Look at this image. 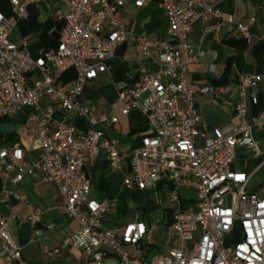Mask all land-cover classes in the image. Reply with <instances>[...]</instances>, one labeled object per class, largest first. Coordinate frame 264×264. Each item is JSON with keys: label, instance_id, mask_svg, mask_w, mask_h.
Here are the masks:
<instances>
[{"label": "built area", "instance_id": "obj_1", "mask_svg": "<svg viewBox=\"0 0 264 264\" xmlns=\"http://www.w3.org/2000/svg\"><path fill=\"white\" fill-rule=\"evenodd\" d=\"M42 1L8 0L9 11L0 10V117L24 107L34 109L28 131L39 147L33 161L25 159L19 146L0 148V177L14 183L25 176L37 177L53 184L62 196L64 212L78 227L44 252L51 256L74 248L85 262L96 264H106L110 256L114 257L111 264H264V195L248 191L251 173L233 165L238 147L256 158L264 155L252 133L253 126L264 121V112L251 123L244 119L246 90L264 85V68L240 74L233 86L199 85L188 75L189 65L204 56L189 41L197 19L209 18L201 30L204 37L230 26L248 46L256 40L242 23L243 0H231L230 12L221 8L228 0H61L64 10L55 12L61 26L49 30L57 38L33 56L29 37L15 32L27 18L28 8ZM152 1L159 2L165 13L166 35L148 38L141 33L136 42L143 56L156 51V69L140 74L129 86L119 85L117 97L120 114L139 109L147 129L138 146L120 152L104 132L118 116H92L81 94L89 81L107 70L125 40L126 26L114 13L128 2L140 7ZM66 72L73 74L70 86L62 81ZM231 89L236 93L238 123L213 127L206 135V123L195 106L197 95L209 94L214 101ZM252 100L256 102V97ZM72 116L84 118L86 126L79 129ZM100 153L112 169L129 164L133 177L123 180L128 189L151 190L168 184L167 234L173 243L165 253L148 259L138 256L137 246L143 239L150 242L154 224L134 219L122 226L103 225L112 200L90 196L85 170L86 158L93 160ZM184 188L195 196L185 209L181 207ZM21 220L37 223L40 212L34 210ZM1 260L26 264L0 210Z\"/></svg>", "mask_w": 264, "mask_h": 264}, {"label": "crops", "instance_id": "obj_2", "mask_svg": "<svg viewBox=\"0 0 264 264\" xmlns=\"http://www.w3.org/2000/svg\"><path fill=\"white\" fill-rule=\"evenodd\" d=\"M5 1L0 0V5ZM35 8L38 11V21L42 22L47 19H55V12L58 9L64 10V5L61 0H43ZM221 8L224 12H230L232 10L231 0L223 3ZM243 13L242 23L255 33L256 40L264 37V3L261 0H243ZM114 17L126 26L125 40L118 47L115 57L108 62L107 70L86 84L81 99L89 107L90 114L94 117L109 114L118 116L117 122L104 128L105 136L116 142V148L120 152H127L140 144V138L147 129V120L139 109H131L125 115L120 114L122 104L117 101L118 86L121 84L129 86L140 74L156 69V51L152 50L151 55L143 56L136 37L141 33L148 38L164 37L167 18L160 3L156 1L140 7L128 2L114 13ZM208 21L207 16L197 19L189 34L191 45L195 49L200 48L204 51V56L198 62L189 65V79L199 85L210 84L211 78L221 76L229 56H232V65L226 84L233 86L240 74L256 72L255 60L248 48L237 49L223 42V39L228 37H237L233 28L224 26L220 31L209 36L202 35L201 30ZM104 28L108 30L109 24L105 23ZM18 35L20 33L17 30L15 36ZM56 38V32L38 31L37 39H29V51L33 56H36ZM63 77L62 81L70 86L73 77L68 80H63ZM253 96L256 97V102H253ZM46 101L47 99L44 98L42 108ZM235 101L236 93L233 89L214 101L209 94L197 95L195 106L206 123V135L210 134L213 127L238 123ZM34 112V109L24 107L12 116L0 117V148L19 146L22 148L25 159L33 161L37 158L39 147L34 139V134L28 131L32 126L29 116ZM262 112H264V85L248 88L245 98V121L251 123ZM72 118L79 129L86 126L84 118L74 119L73 116ZM252 133L260 150L264 152V121L253 126ZM262 159H264V155L256 158L244 148L238 147L233 160L236 169L251 173L248 191L260 195H264ZM85 170L90 183V196L97 200H112L109 209L104 214L103 225L122 226L134 219H141L147 225L154 224L155 228L150 233V242L142 240L138 244V256L141 259L150 258L149 254L155 247L159 250L157 253H165L173 243L167 234V227L171 220V207L167 201L168 184H159L157 188L151 190H139L135 187L128 189L123 180L133 177L129 164L112 169L103 153L95 156L93 160L86 158ZM13 176L14 173L11 172L10 178ZM254 178L257 183L250 185ZM158 191H166L164 201L168 203V207H163L164 212L167 211V217L166 215L161 217V223L165 226L163 235L160 237V243L164 244L163 246L160 243L152 242L154 233L159 230L158 225L152 219V211L160 205L155 197V193ZM18 195H21L22 199H19ZM181 199L183 209L189 207L195 200L192 197L184 198L182 195ZM132 203L135 205L133 213L126 220L124 214ZM63 204L64 200L56 187L37 177L25 176L21 181L15 183L10 179L0 177V210L9 220L10 232L21 245V256L26 264L29 262L44 264L42 263V254L47 255L44 250L54 248L77 230V222L64 212ZM34 210L40 212L39 222L32 223L21 220L23 215L30 214ZM48 257L52 259H49L47 264L89 263L85 262L81 252L74 248L60 250ZM110 258L114 257L110 256ZM0 264L10 263L1 260Z\"/></svg>", "mask_w": 264, "mask_h": 264}, {"label": "trees", "instance_id": "obj_3", "mask_svg": "<svg viewBox=\"0 0 264 264\" xmlns=\"http://www.w3.org/2000/svg\"><path fill=\"white\" fill-rule=\"evenodd\" d=\"M0 10L4 12L9 11V4L8 0L3 2L0 5ZM38 11L34 6H30L28 8V16L27 18L21 20L18 24L17 30L19 31L21 36H28L32 34L33 32L38 31H49L51 28H54L55 30H59L61 26V22L59 20L55 19H47L45 21H38ZM55 40H52L48 46L53 45ZM223 42L231 47L237 48V49H249V52L251 56L255 60V64L257 67V71L264 68V37H260L256 41L253 42L252 45L248 46L243 38L239 37H228L226 39H223ZM47 46V47H48ZM231 65H232V56H229L226 60L223 73L218 78H211L209 83L218 85V84H226L228 74L231 71ZM73 77L72 72L66 73V75L63 77V80H68ZM171 220H169L170 222Z\"/></svg>", "mask_w": 264, "mask_h": 264}, {"label": "rangeland", "instance_id": "obj_4", "mask_svg": "<svg viewBox=\"0 0 264 264\" xmlns=\"http://www.w3.org/2000/svg\"><path fill=\"white\" fill-rule=\"evenodd\" d=\"M38 37V32H33L32 34H30L29 39L30 40H35ZM257 182L254 179H252V181L250 182V185H255ZM181 195L184 198H188V197H192L195 198L194 196V192L192 190H181ZM155 197L156 200L159 201V207H155L154 210L152 211L153 215H152V219L153 221L158 225L159 230L157 232L154 233L153 238H152V242L154 243H160V237L163 235V232L165 230V226L162 225L163 223H161V217L163 215H166L167 217V211L164 212L163 207H168V203L164 201V198L166 197V191H158L155 193ZM134 203L131 204V206H129V210H127L124 214V217L126 218V220H128L130 217V215H132L133 213V209H134ZM166 223V222H165ZM145 241V239H143V242ZM159 241V242H158ZM162 242V241H161ZM161 246H163L164 244L160 243ZM159 252L158 248H154L151 253L149 254V257H151L154 253ZM42 258L43 261L42 263L47 264L49 259H52L51 257H48L45 254H42ZM114 261V258H110L106 264H111ZM29 264H36L35 262H29ZM41 264V263H40ZM88 264H96L95 262H89Z\"/></svg>", "mask_w": 264, "mask_h": 264}]
</instances>
